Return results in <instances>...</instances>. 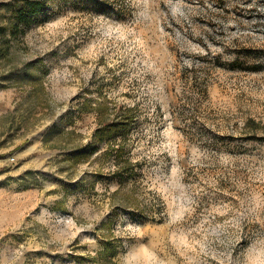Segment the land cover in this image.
<instances>
[{"label": "rangeland", "instance_id": "rangeland-1", "mask_svg": "<svg viewBox=\"0 0 264 264\" xmlns=\"http://www.w3.org/2000/svg\"><path fill=\"white\" fill-rule=\"evenodd\" d=\"M19 4L0 264H264V0H45L27 24Z\"/></svg>", "mask_w": 264, "mask_h": 264}, {"label": "trees", "instance_id": "trees-1", "mask_svg": "<svg viewBox=\"0 0 264 264\" xmlns=\"http://www.w3.org/2000/svg\"><path fill=\"white\" fill-rule=\"evenodd\" d=\"M20 4L16 11V19L17 22L25 23L28 22L27 15H34L35 13H39L44 11V3L45 0H19ZM5 33V25H0V36ZM231 67L234 68L236 65L231 63ZM128 121H114V122H105L102 126H99L97 132L99 133V138L102 139L106 135L111 134L114 130H120L121 125L125 124ZM120 155V153H119ZM124 170H127L126 165L123 166Z\"/></svg>", "mask_w": 264, "mask_h": 264}]
</instances>
